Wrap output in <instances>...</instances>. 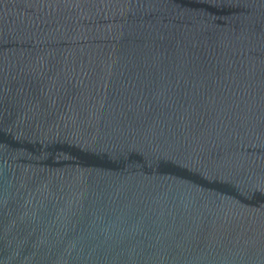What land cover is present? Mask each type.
I'll list each match as a JSON object with an SVG mask.
<instances>
[{"label":"water","instance_id":"1","mask_svg":"<svg viewBox=\"0 0 264 264\" xmlns=\"http://www.w3.org/2000/svg\"><path fill=\"white\" fill-rule=\"evenodd\" d=\"M0 264H264V0H0Z\"/></svg>","mask_w":264,"mask_h":264}]
</instances>
